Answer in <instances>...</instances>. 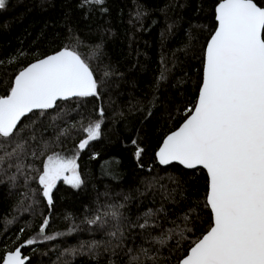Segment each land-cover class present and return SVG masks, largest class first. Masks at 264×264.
I'll return each mask as SVG.
<instances>
[{
	"label": "snow or ice",
	"instance_id": "6c2138e0",
	"mask_svg": "<svg viewBox=\"0 0 264 264\" xmlns=\"http://www.w3.org/2000/svg\"><path fill=\"white\" fill-rule=\"evenodd\" d=\"M104 4L105 0L81 2L89 10L99 6L102 12L107 11ZM5 5L6 0H0V9ZM208 14L209 23L196 26L206 33L203 39L190 30L188 42L173 52V66L182 63L177 53L187 60L183 75L172 85L180 97L167 109L174 127L155 145L149 140L141 146L139 137L131 141L140 168L142 156L151 149L153 164L144 192L163 190L160 207L148 208L133 219L127 207L131 193L124 194L123 202L109 201L107 193L101 202L98 194L94 207L85 205L80 223L101 238L65 248L55 264H71L61 258L76 255H87L95 264H173V258L174 264H264V0H212ZM134 15L139 20L146 12L137 5ZM58 39L52 37L45 51L25 49L21 42L7 61L0 60V66L20 65L4 79L0 93V184L8 181L14 188L23 177L27 190L20 193L14 211H34L39 194L51 212L58 181L73 189L85 184L77 157L101 137L106 115L102 106L86 113V100H103L112 78L122 75L111 65L93 66L103 40L87 45L86 58L79 51L84 41L71 28L67 42L51 47ZM169 72L161 57L148 106L139 108L143 120L153 116L160 101L157 93ZM73 133H83L84 138L67 149L65 141ZM156 165L175 168V174L168 175L171 189L159 183L162 178L151 176ZM33 183L38 187L32 188ZM136 192L144 195L139 188ZM166 203L172 207L166 208ZM65 218L75 220L71 214ZM164 223L170 226L165 228ZM49 224L50 217L44 216L35 236L23 243L17 242L23 227L11 244L0 239V264H34L23 249L37 238L49 241L61 235L46 234ZM78 228L73 224L69 234Z\"/></svg>",
	"mask_w": 264,
	"mask_h": 264
},
{
	"label": "trees",
	"instance_id": "16d2710c",
	"mask_svg": "<svg viewBox=\"0 0 264 264\" xmlns=\"http://www.w3.org/2000/svg\"><path fill=\"white\" fill-rule=\"evenodd\" d=\"M81 2L82 0H6L5 8L0 9V60L7 61L21 47V42L25 49L39 47L41 51H45L50 46L51 38L59 36L60 39L51 43V47H56L62 41L67 42V30L71 28L84 41L85 46L80 47L79 51L86 58L89 54L87 45H95L103 40L99 60H92L94 67L98 64L111 65L122 74L119 78H112L108 90L103 93V100H86V113H93L94 107L102 106L106 115L102 119L101 137L90 142L77 157L85 181L80 189H73L62 180L58 181L57 187L53 189V211L49 212L46 201L37 194L39 204L33 206L35 210L24 212L13 210L20 200V193L27 191L23 177L18 179L14 188L8 181L0 184V239L11 244L17 240L16 233L23 227L25 231L17 241L23 243L24 239L35 236L44 216L50 217L46 234L61 233L49 241L37 238V243L23 249L25 255L33 257L34 264H55L65 248L78 245L80 241L101 238L100 233L93 235L88 231L90 226L80 223L85 205L94 207L98 194L101 202L106 200L105 193L108 194L109 201L123 202L124 194L131 193L133 200L127 207L131 210L133 219L136 214L148 208L160 207L163 190L157 188L144 192L149 166L153 164L151 149L142 156L140 163L144 167L140 168L133 155L135 146L131 141L139 137L143 140L141 146L149 140L155 145L158 137L174 127L175 122L169 121L167 109L170 101L180 97V90L172 85L176 78L183 75L181 69L187 64V60L182 53H177L182 63L173 66V52L188 42L190 30L193 35L199 34L203 39L206 33L196 26L209 23L208 10L212 4V0H105L104 7L107 11L102 12L99 6H93L89 10L87 6L82 7ZM181 4L184 7L177 6ZM137 5H141L146 12L139 20L134 15ZM201 8L203 10L198 11ZM196 48L198 51L199 42ZM161 57L165 58L166 67L170 69L169 79L161 82L162 86L157 93L160 101L153 116L143 120L144 114L139 108L148 106L152 94L150 86L161 72ZM28 59L31 60L32 57ZM19 66L16 64L8 67L7 63L0 66V93L4 90V79L11 78ZM192 67H195L194 62ZM99 74L100 68H97V75ZM188 87L190 90L191 81ZM138 101L142 104H138ZM130 105L134 106V110L130 111ZM73 118L79 119L75 115ZM84 122L86 124L87 119ZM51 132L49 129V133ZM82 138L83 133H73L65 141V147L73 149L74 144ZM93 153L98 155L92 158ZM170 174H175V168L159 165L151 168V176L162 178L159 183L169 189L173 187L168 180ZM31 187L37 188L38 185L33 183ZM137 188L144 195H139ZM200 191L202 193L203 188ZM165 207L172 205L166 203ZM179 210L181 209H177ZM69 214L75 218L74 221L65 218ZM13 217V223H5L6 219L12 220ZM73 224L79 228L69 234ZM163 226L167 228L170 225L164 223ZM136 243L140 241L137 240ZM0 247L3 245L0 244ZM61 259L69 260L71 264H95L87 255L64 256Z\"/></svg>",
	"mask_w": 264,
	"mask_h": 264
},
{
	"label": "water",
	"instance_id": "95a60500",
	"mask_svg": "<svg viewBox=\"0 0 264 264\" xmlns=\"http://www.w3.org/2000/svg\"><path fill=\"white\" fill-rule=\"evenodd\" d=\"M23 119V118H22Z\"/></svg>",
	"mask_w": 264,
	"mask_h": 264
}]
</instances>
